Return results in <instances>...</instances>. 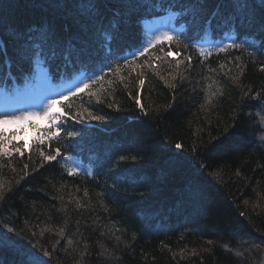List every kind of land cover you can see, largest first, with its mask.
I'll list each match as a JSON object with an SVG mask.
<instances>
[{
    "label": "trees",
    "instance_id": "1",
    "mask_svg": "<svg viewBox=\"0 0 264 264\" xmlns=\"http://www.w3.org/2000/svg\"><path fill=\"white\" fill-rule=\"evenodd\" d=\"M94 2L0 0V93L26 95L39 69L56 88L104 69L95 95L60 99L55 124L33 116L0 123L9 152L0 157V235L11 237L0 264L33 254L43 264H263L264 32L252 25L264 15L259 0ZM164 14L181 28V43L155 44L126 65L133 58L124 54L144 45L147 21ZM229 35L240 47L207 57L192 47ZM24 39L43 45V56H31ZM57 127L59 138H50ZM57 148L61 156L46 160ZM69 149L92 165L89 175L67 173Z\"/></svg>",
    "mask_w": 264,
    "mask_h": 264
},
{
    "label": "snow or ice",
    "instance_id": "2",
    "mask_svg": "<svg viewBox=\"0 0 264 264\" xmlns=\"http://www.w3.org/2000/svg\"><path fill=\"white\" fill-rule=\"evenodd\" d=\"M259 2H260L261 9H264V0H259ZM244 6L247 7V4L245 3ZM90 7L91 8H95L96 7V3L94 2V0H90ZM257 23H258V26L261 29V31L264 32V15H261V17L259 18L258 21L256 20L255 15H253L252 25H256ZM164 40H167L170 43H173L174 42L177 45H179L181 43L179 37L173 36L171 33L166 32L162 36H157L154 41H152V42L149 43L148 47H145L144 49H142L140 51L139 55L143 56L148 51V49L150 47H153L155 44H160ZM24 43L25 44H28V48L31 50V56H37V55L43 56V54H44L43 53V45H41V44H35V45H33L28 39H24ZM0 44H3V41L2 40H0ZM226 47L237 48V47H240V45H236V44L233 43V44L227 45ZM226 47L225 46H221L219 48V51H221V52L226 51ZM262 47H264V44H262ZM0 52H2L4 55H6L7 54L6 47L0 49ZM55 54H56L55 51H53L51 53L52 56H55ZM199 54L202 57H207V56L211 55L210 52H206L203 49H200L199 50ZM18 55H20V57L23 59L25 56H28L29 55V52H28V50H25L23 48V45H21V48H20V50L18 52ZM186 59H188V61L191 62V57H187ZM237 59L239 60V57H237ZM134 61H135V54H133V60L132 61L125 60L124 63L126 65H130ZM10 63H11V59L10 58L5 61V65L6 66L8 64H10ZM181 63H183V61H181V60H177L176 61V68H177V70L179 69ZM221 67H223V65ZM240 67H241V74H243V66H240ZM119 68H120V65L117 64L116 65V70L119 71ZM101 71H103V70L101 69ZM260 71H264V66H261L260 67ZM141 75H143V73H141ZM157 75H159V72H157ZM161 78L164 79V77H161ZM102 79H103V76H101V75H95L94 78H90V79L82 82V84L79 85V86H77L74 91H70L69 92V95L70 96H77L82 91H84L86 89L89 90V95H95V93H92L90 91V89H91V87H92L93 84H96L97 82H99ZM143 84H144V80L141 79L140 80L141 87H143ZM170 87H175V85L174 84H170ZM210 95H215V93H211ZM260 96H261V94L260 93H257L256 94V99L259 100L260 99ZM62 99H66V97H62ZM210 102L211 101L209 100V103ZM59 103H61L60 100H51L48 103L47 108H46V110L43 113V117L50 118L53 121V124H55L56 121L59 119V116L56 115L53 112V109ZM109 107H111V105H109ZM140 107L143 110L144 106L143 105H140ZM201 107L204 108L205 105H201ZM35 115H39V114H37V113H27L26 115H24L22 117H17V116H14V117H4V118L0 119V123L16 122V121L21 120V119H29L30 117L35 116ZM88 115L91 116L92 119H96V120H102V119H104V117H102V116H94L91 112H89ZM67 135L70 136V137H75L77 135V133L76 132H69V133H67ZM59 136H60V130H59L58 127L56 128L55 131H52L50 133V138H56V139H58ZM261 139H264V137H261ZM175 146L178 149L181 148V145L180 144H176ZM15 151H17L21 155H23V152L21 151L20 148H16ZM8 155H9V152L5 151L3 145L0 144V157H4V156H8ZM60 156H61V152L57 148L56 151H55V155H48L46 157V160H48V161H54V160L57 159V157H60ZM63 158L65 160L71 159L70 157H63ZM130 159H131V161H137L138 157L137 156H132ZM128 160H129V157L128 156L121 155L119 157V161L120 162H127ZM26 167H27V165H25V168ZM126 171H128V169H124V170L118 172L117 173V178H119L120 176H123L124 175V172H126ZM68 174L69 175H75L76 174V169L75 168H70L69 171H68ZM124 179L127 180L128 177L127 176H124ZM0 188H3V184L2 183H0ZM113 188H115V184L113 185ZM85 195H87V192H85ZM77 206H80L79 205V202H77ZM240 215L243 216L244 213L242 212V213H240ZM7 231L9 233H11L13 231V229L9 228ZM62 234H63V229L60 230V232L58 233V235H62ZM116 240L119 241L120 240V237L117 236L116 237ZM10 243H11V237L10 236L0 235V249L5 248V247H8V245ZM67 243H68V245H72L73 244V241L72 240H68ZM209 243H212V242L209 241ZM85 247H87V246H85ZM101 247L104 248L103 245H101ZM224 247L227 248L228 246L227 245H224ZM257 247H259V246L257 245ZM104 253H107V249L106 248H104ZM44 255L45 256H48V255H50V253H48L47 251H45L44 252ZM237 255H240V253H237ZM24 264H43V261L41 260L40 257L35 256L33 254L30 259L28 257H25Z\"/></svg>",
    "mask_w": 264,
    "mask_h": 264
},
{
    "label": "rangeland",
    "instance_id": "3",
    "mask_svg": "<svg viewBox=\"0 0 264 264\" xmlns=\"http://www.w3.org/2000/svg\"><path fill=\"white\" fill-rule=\"evenodd\" d=\"M165 17L166 16L162 18H157L158 19L157 21H160L162 23L154 22L152 24L148 23L146 25L145 32H146L147 42H144V43L145 44L147 43V44L146 45L144 44L145 45L144 48L148 47L149 43L154 41L157 36H162L166 32L171 33L173 36H176L179 34L178 28L175 27L170 20L165 19ZM163 19H165L164 20L165 22H163ZM226 39H227V42L219 44V45L209 43L208 45H204V46L202 45L201 47H203L202 49L205 50L206 52H212L211 51L212 49H219L221 46L226 47L227 45H230V43H232V39L230 35ZM88 79H89L88 76H82L81 80H74V81H71V83H67L63 85L61 89H59V91H54L51 89L49 91L47 86H45L44 82L41 80V77H39L37 81V86L35 88L32 87L30 89V94L26 96L27 104H23L21 100L9 102L8 103L10 104L9 106L11 105L16 106L15 107L16 109H11L9 107H7L6 109H2L0 112L1 113L0 119L4 117H14V116L22 117L26 115L27 113H37L39 115H35L33 117L41 120V118L43 117V113L46 110L47 105L51 100H57V98L61 97V94L63 93L68 94L70 91H74L77 86L81 85L82 82ZM22 105H26V106L19 109V107ZM70 158L71 159L67 160L70 168H75L76 172L81 171V172H86L87 174L91 172L92 169L90 166L89 168L81 167V164L78 163L73 157H70ZM263 262H264V257H263Z\"/></svg>",
    "mask_w": 264,
    "mask_h": 264
},
{
    "label": "bare ground",
    "instance_id": "4",
    "mask_svg": "<svg viewBox=\"0 0 264 264\" xmlns=\"http://www.w3.org/2000/svg\"><path fill=\"white\" fill-rule=\"evenodd\" d=\"M83 2H88V0H83ZM209 21V20H208ZM208 25L210 26V23L208 22ZM207 43L205 42V39L204 38H202V39H200V38H197V40H193L192 41V47H193V49L195 50V51H197L198 53H199V50L200 49H202L203 47H201L202 45L204 46V45H206ZM102 46H101V50H100V53L99 54H101L102 53V51H104V50H102V47H103V43L101 44ZM117 52V51H116ZM105 66H109V63H108V61H106V63H105ZM104 172V171H103ZM22 251H24V249L23 248H20ZM24 253H25V251H24Z\"/></svg>",
    "mask_w": 264,
    "mask_h": 264
}]
</instances>
